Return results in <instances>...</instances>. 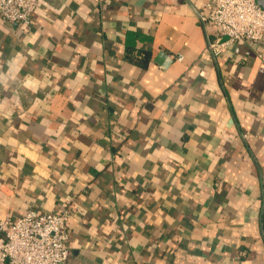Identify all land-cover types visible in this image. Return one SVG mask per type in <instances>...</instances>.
Instances as JSON below:
<instances>
[{
    "label": "crops",
    "instance_id": "1",
    "mask_svg": "<svg viewBox=\"0 0 264 264\" xmlns=\"http://www.w3.org/2000/svg\"><path fill=\"white\" fill-rule=\"evenodd\" d=\"M203 6L0 21V221L71 209L68 264H264V41L214 56Z\"/></svg>",
    "mask_w": 264,
    "mask_h": 264
},
{
    "label": "built area",
    "instance_id": "2",
    "mask_svg": "<svg viewBox=\"0 0 264 264\" xmlns=\"http://www.w3.org/2000/svg\"><path fill=\"white\" fill-rule=\"evenodd\" d=\"M40 0H0V21L28 26ZM204 28L214 26L219 37L208 51L221 54L227 43L264 41V8L258 0H204L196 11ZM227 38L225 41L224 39ZM69 208L40 214L29 211L0 221V264H68L71 255Z\"/></svg>",
    "mask_w": 264,
    "mask_h": 264
},
{
    "label": "water",
    "instance_id": "3",
    "mask_svg": "<svg viewBox=\"0 0 264 264\" xmlns=\"http://www.w3.org/2000/svg\"><path fill=\"white\" fill-rule=\"evenodd\" d=\"M258 1H259V4L264 8V0H258Z\"/></svg>",
    "mask_w": 264,
    "mask_h": 264
}]
</instances>
